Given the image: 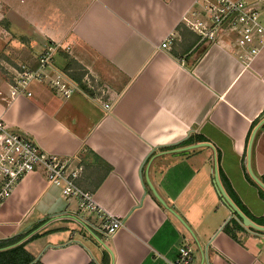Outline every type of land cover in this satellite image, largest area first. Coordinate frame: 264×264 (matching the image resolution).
Here are the masks:
<instances>
[{
	"label": "crops",
	"instance_id": "1",
	"mask_svg": "<svg viewBox=\"0 0 264 264\" xmlns=\"http://www.w3.org/2000/svg\"><path fill=\"white\" fill-rule=\"evenodd\" d=\"M202 4L0 0V118L69 158L81 169L77 185L123 220L106 236L101 214L81 210L38 170L0 210L3 249L24 243L42 264H176L189 245L192 264H264V186L250 173L264 185V47L247 65L233 37L202 39L184 19L202 17ZM49 47L54 70L77 82L90 70L110 87V111L96 90L64 97L45 81L12 95L9 71L34 66ZM190 138L213 147L179 151ZM216 170L253 225L223 199Z\"/></svg>",
	"mask_w": 264,
	"mask_h": 264
},
{
	"label": "built area",
	"instance_id": "2",
	"mask_svg": "<svg viewBox=\"0 0 264 264\" xmlns=\"http://www.w3.org/2000/svg\"><path fill=\"white\" fill-rule=\"evenodd\" d=\"M201 16L198 19H184L193 32L209 42L229 45L225 38L233 37L239 58L247 65L264 47V0H203ZM173 41L174 34H170L160 48L170 49ZM56 48L49 47L38 57L36 69L19 63L9 71L12 95H31L29 84L34 80L45 81L64 97L75 92L89 95V91L96 90L98 96L91 97L101 103L105 111H110L113 93L106 84L97 86L90 70H85L79 82L71 78L68 73L71 70H54L52 62ZM62 48L69 49L66 46ZM50 69L54 72L49 73ZM70 161L69 158L46 151L31 134L13 129L0 118V210L18 184L40 170L51 184L60 189L64 198L76 197L81 210L101 214L106 220L102 232L106 236H113L122 227L123 220L107 213L94 200L91 192L77 185L81 169L71 168ZM193 260L192 248L189 245L180 246L176 264H192Z\"/></svg>",
	"mask_w": 264,
	"mask_h": 264
},
{
	"label": "trees",
	"instance_id": "3",
	"mask_svg": "<svg viewBox=\"0 0 264 264\" xmlns=\"http://www.w3.org/2000/svg\"><path fill=\"white\" fill-rule=\"evenodd\" d=\"M39 63L31 66L32 68H37ZM73 79H77L76 77H72ZM81 79L78 78V81ZM198 141H204L203 138L199 137ZM194 139L190 138L184 144H193ZM227 232H229L232 236H235L233 231L229 226L226 227ZM4 243L0 242V264H42L39 261L34 262L35 258L26 251L24 243L10 247L4 248ZM94 264V263H93Z\"/></svg>",
	"mask_w": 264,
	"mask_h": 264
},
{
	"label": "water",
	"instance_id": "4",
	"mask_svg": "<svg viewBox=\"0 0 264 264\" xmlns=\"http://www.w3.org/2000/svg\"><path fill=\"white\" fill-rule=\"evenodd\" d=\"M201 146H209V147H213V145L211 143H208V142H202V143H197V144H193V145H189V146H186L184 148H181L179 149V151H187V150H190V149H194V148H197V147H201ZM250 173L252 174V176L254 177V179L256 181H258V183L261 185V186H264L253 174V172L250 170ZM215 182L217 184V188L220 192V194L222 195L223 199L227 202V204H229V206L234 210L236 211L240 216L241 218L243 219V222L250 226V225H253V223L247 218L245 217L240 211L239 209L236 207V205L233 203V201L228 197V195L226 194L224 188L222 187V184L220 182V179H219V176H218V173H217V170H216V174H215ZM151 185V184H150ZM151 189L153 191V193L155 194V196L159 199V201L165 206L167 207V204H165V202L162 200V198L159 196V194L156 192V190L154 189V187L151 185ZM169 209V208H168ZM170 212H172L173 214H175L172 209H169Z\"/></svg>",
	"mask_w": 264,
	"mask_h": 264
},
{
	"label": "rangeland",
	"instance_id": "5",
	"mask_svg": "<svg viewBox=\"0 0 264 264\" xmlns=\"http://www.w3.org/2000/svg\"><path fill=\"white\" fill-rule=\"evenodd\" d=\"M16 40H18V39H16ZM55 61V60H54ZM20 64H23V63H20ZM26 65H28V64H26ZM41 217V215H31L30 217H29V220H31V221H33V220H35V219H37V218H40Z\"/></svg>",
	"mask_w": 264,
	"mask_h": 264
}]
</instances>
